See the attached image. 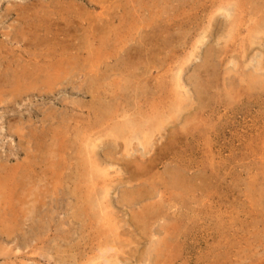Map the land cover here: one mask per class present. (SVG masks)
I'll use <instances>...</instances> for the list:
<instances>
[{
  "label": "rangeland",
  "instance_id": "rangeland-1",
  "mask_svg": "<svg viewBox=\"0 0 264 264\" xmlns=\"http://www.w3.org/2000/svg\"><path fill=\"white\" fill-rule=\"evenodd\" d=\"M0 94V264H264V0H0Z\"/></svg>",
  "mask_w": 264,
  "mask_h": 264
},
{
  "label": "bare ground",
  "instance_id": "bare-ground-1",
  "mask_svg": "<svg viewBox=\"0 0 264 264\" xmlns=\"http://www.w3.org/2000/svg\"><path fill=\"white\" fill-rule=\"evenodd\" d=\"M16 8H17V7H16ZM7 10H8V9H7ZM10 12H11V11H10ZM7 13H9V12H7ZM12 14H14V13H12ZM12 14H11V15H12ZM8 15H9V14H8ZM5 16H6V15H5ZM18 17H19V16H18ZM18 21H19V20H18ZM21 25H22V24H21ZM22 31H23V30H22ZM11 37H12V36H11ZM29 62H30V61H29ZM31 65H32V64H31ZM26 66H27V65H26ZM75 66H76V65H75ZM35 68H36V67H35ZM12 75H13V74H12ZM14 75H15V74H14ZM18 75H19V74H18ZM22 75H23V74H22ZM30 75H31V74H30ZM30 75H29V76H30ZM15 76H16V75H15ZM178 77H179V76H178ZM15 78H16V77H15ZM19 78H20V77H19ZM23 79H24V78H23ZM15 80H16V79H15ZM24 80H26V79H24ZM17 81H18V79H17ZM13 83H14V82H13ZM31 85H32V84H31ZM9 86H10V85H9ZM1 89H2V86H1ZM88 90H89V89H88ZM0 95H2V94H0ZM0 99H1V98H0ZM34 134H35V133H34ZM35 135H36V134H35ZM39 135H40V134H39ZM44 135H45V134H44ZM34 137H36V136H34ZM38 137H40V136H38ZM21 138H22V137H21ZM42 138H43V137H42ZM46 138H47V137H46ZM46 138H45V139H46ZM36 139H37V138H36ZM31 140L33 141V139H31ZM43 141H44V140H43ZM49 141H50V140H49ZM37 142H39V141H37ZM44 142H45V141H44ZM44 142H43V143H44ZM55 142H56V141H55ZM41 143H42V141H41ZM41 143L39 142V144H41ZM30 147H31V146H30ZM37 148H38V147H37ZM38 149H39V148H38ZM37 151H38V150H37ZM26 152H27V151H26ZM28 155H30V154L28 153ZM27 160H28V159H27ZM29 161H31V160H29ZM27 163H28V162H27ZM25 164H26V163H25ZM5 166H6V165H5ZM20 166H21V165H20ZM17 168H18V167H17ZM21 168H22V167H21ZM5 170H6V169H5ZM19 170H20V169H19ZM8 171H9V170H8ZM8 171H6V173H7ZM20 172H21V171H20ZM6 173H5V176H4V174H3V176H4L5 178H7L6 176H7V175L9 176V174H10V173H7V174H6ZM25 174H26V173H25ZM12 175H14V174H12ZM29 175H31V174L29 173ZM1 176H2V175H1ZM19 176H20V175H19ZM26 176H27V175H26ZM26 176H25V177H26ZM4 177H3V178H4ZM13 177H15V176H13ZM23 177H24V176H23ZM27 177H28V176H27ZM15 178H16V177H15ZM0 180H1V179H0ZM16 180H17V179H16ZM21 180H22V179H21ZM25 180H26V179H25ZM25 180H23V183H24ZM28 180H29V179H28ZM6 181H7V180H6ZM8 181H9V178H8ZM10 181H11V180H10ZM4 182H5V180H4ZM13 182H14V181H13ZM0 183H1V181H0ZM7 183H10V182H7ZM19 183H21V182H19ZM17 185H18V184H17ZM25 185H26V187H27L29 184H25ZM10 186H11V185H10ZM14 186H15V185H14ZM19 186H20V185H19ZM19 186H18V187H19ZM0 187H1V186H0ZM2 188H3V187H2ZM10 188L12 189L13 186L9 187V189H10ZM22 188H23V187H22ZM22 188H21V190H22ZM4 189H5V188H4ZM11 189H10L9 191H11ZM15 189H17V188H15ZM5 190H6V189H5ZM7 190H8V187H7ZM7 190L5 191L6 193L8 192ZM13 190H14V189H13ZM3 191H4V190H3ZM15 191H16V190H15ZM17 191H18V190H17ZM17 191H16V192H17ZM24 191H25V190H24ZM13 192H14V191H12V193H13ZM18 192H19V194L22 193L20 190H19ZM20 192H21V193H20ZM2 194H3V192L1 193V195H2ZM14 194H15V193H14ZM6 195H7V194H6ZM16 195H17V194H16ZM23 195H24V192H23V194H21V197H22ZM2 196H3V195H2ZM2 196H0V197H1L0 200H2ZM13 196H14V195H13ZM5 197H6V196H5ZM11 197H12V196H11ZM18 198H20L19 195H18ZM22 199H24V197H23ZM22 199H21V200H22ZM8 201H9V200H8ZM8 201H7V202H8ZM11 201H12V203H14L13 200H11ZM14 201H15V200H14ZM23 201H24V200H23ZM1 202H3V201H1ZM7 202H5V204H7ZM18 202H20V200H19ZM9 203H10V205L12 204L11 202H9ZM15 203H16V201H15ZM22 203H23V202H22ZM22 203H21V204H22ZM23 204H24V203H23ZM0 205H1V204H0ZM16 205H18V204H16ZM3 206H4V205H3ZM14 207H15V206H14ZM16 207H17V206H16ZM18 207H19V206H18ZM8 208H10V207H8ZM12 208H13V205H12ZM12 208H10V209L12 210ZM20 208H21V210H23V209H22V208H23V205H22ZM1 209H2V208H1ZM5 209H6V208H5ZM10 209H9V210H10ZM17 209H18V208H17ZM30 209H31V207H30ZM32 209H33V208H32ZM6 210H7V209H6ZM0 211H1V210H0ZM4 211H5V210H4ZM15 211H16V208H15ZM23 211H24V210H23ZM31 211H33V210H31ZM12 212H13V210H12ZM21 212H22V211H20V214H26V212H25V213H21ZM27 212H28V211H27ZM4 213H5V212H4ZM13 213H14V212H13ZM14 214H15V213H14ZM5 215H6V214H5ZM11 216L13 217V215H11ZM15 216H16V215H15ZM15 216H14V217H15ZM17 216H19V215H17ZM17 216H16V217H17ZM14 217H13V218H14ZM8 218H10V217H8ZM13 218H12V219H13ZM20 219H22V218H20ZM8 220H9V219H8ZM2 221H5V220H3V218H2ZM10 221H11V220H10ZM12 221L15 222L16 220H12ZM19 221H21V220H19ZM16 222H17V221H16ZM1 223H2V222H1ZM6 223H8V222H7V219H6ZM9 224H10V226H14V225H15V224H14V225H11V223H9ZM3 225H4V224H3ZM7 225H8V224H7ZM1 226H2V225H1ZM16 226H17V225H16ZM19 226H20V225H19ZM171 227H172V226H171ZM3 228H5V226H4ZM3 228L0 227V231H1ZM7 228H8V227H7ZM10 228H11V230H12V227H10ZM18 229H19V228H18ZM5 230H6V229H5ZM1 232H2V231H1ZM1 232H0V233H1ZM14 232H15V231H14ZM9 233L12 234V232H9ZM10 234H8V235H10ZM12 235H13V234H12ZM4 238H5V237H4ZM1 250H2V249H1ZM1 253H2V252H1Z\"/></svg>",
  "mask_w": 264,
  "mask_h": 264
}]
</instances>
